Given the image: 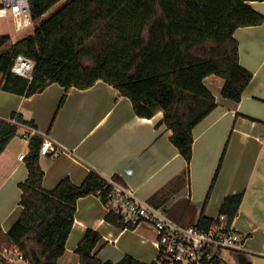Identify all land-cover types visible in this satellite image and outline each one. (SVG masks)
Returning a JSON list of instances; mask_svg holds the SVG:
<instances>
[{"label":"trees","instance_id":"16d2710c","mask_svg":"<svg viewBox=\"0 0 264 264\" xmlns=\"http://www.w3.org/2000/svg\"><path fill=\"white\" fill-rule=\"evenodd\" d=\"M63 0H30L35 21ZM264 0H67L33 33L11 43L0 36V89L33 96L57 83L66 91L85 90L99 80L128 97L137 115L152 118L163 112L173 131L171 141L191 162L194 128L217 107L204 80H224L222 96L236 102L253 79L240 62L235 32L264 23L252 2ZM35 62L33 78L13 73L16 57ZM66 100L63 96L60 107ZM12 121H15L12 122ZM0 120V155L18 133V125H34L21 114ZM44 139L30 138L25 157L29 176L20 184L23 211L13 228L4 233L0 224V251L16 246L29 264H59L75 223L80 198L97 195L106 201L110 187L91 171L77 185L64 178L53 190L43 187L40 164ZM115 179V178H114ZM116 180V179H115ZM244 193L227 196L220 208L227 227L237 217ZM107 221L125 228L116 214ZM199 226L218 230L220 221L200 218ZM101 234L88 229L76 253L79 264H146L126 255L121 261H103L95 253ZM0 264H6L0 257ZM153 264V263H152Z\"/></svg>","mask_w":264,"mask_h":264},{"label":"crops","instance_id":"0c3cea01","mask_svg":"<svg viewBox=\"0 0 264 264\" xmlns=\"http://www.w3.org/2000/svg\"><path fill=\"white\" fill-rule=\"evenodd\" d=\"M251 5L264 15V2ZM240 62L253 79L236 102L222 96L224 80L216 75L204 80L217 107L193 130L190 163L171 141L173 131L163 122V112L152 118L136 114L132 101L112 85L99 80L85 90L66 91L57 83L27 97L0 89V120L21 114L34 125L19 124L18 133L0 155V224L8 233L20 219L22 189L29 176L26 160L30 138L57 143L59 155H41L43 187L53 190L66 177L82 184L91 171L133 188L137 196L181 225L197 224L204 215L219 218L227 196L244 193L231 226L247 237L243 264H264V23L239 28ZM66 94L62 107L60 103ZM263 176V177H262ZM100 195L80 198L75 223L59 264H79L76 249L88 229L102 239L95 253L103 261L119 262L131 255L152 264L157 258V232L149 222L120 228L107 221ZM224 253V264H228ZM263 261V262H262ZM262 262V263H260ZM19 264H28L20 261Z\"/></svg>","mask_w":264,"mask_h":264},{"label":"built area","instance_id":"2783aa9c","mask_svg":"<svg viewBox=\"0 0 264 264\" xmlns=\"http://www.w3.org/2000/svg\"><path fill=\"white\" fill-rule=\"evenodd\" d=\"M0 19L12 20L19 35L36 24L30 0H0ZM34 67L35 62L31 58L18 55L12 71L31 80ZM61 152L62 148L57 143L46 140L40 154L59 155ZM25 157L21 155L20 159ZM105 179L110 187L107 199L103 201L108 214L118 215L125 228H134L143 222L154 226L158 238L155 241L157 258L153 264H224L225 252L244 250L247 237L233 226L227 227L226 216H219L218 230L206 229L198 223L184 226L173 221L164 209L140 199L130 186L114 178ZM102 193L103 190L98 195ZM0 257L6 264L27 262L16 246H4Z\"/></svg>","mask_w":264,"mask_h":264},{"label":"rangeland","instance_id":"374dc122","mask_svg":"<svg viewBox=\"0 0 264 264\" xmlns=\"http://www.w3.org/2000/svg\"><path fill=\"white\" fill-rule=\"evenodd\" d=\"M67 0L61 1L59 4L54 6L51 10H49L43 17H41L39 20L36 21V24L33 28L25 31L22 34H17L14 28V23L12 20H6V19H0V36H6L9 35L11 37V43H14L20 39H22L25 36H28L33 33L36 26H38L43 20L49 18L52 14H54L56 11H58L66 2ZM260 168L261 171L264 174V150L261 155V161H260ZM263 177V176H262ZM248 253H245L243 251H232V255L229 257L227 256L228 264H243L245 257H247ZM263 262V261H262ZM260 262V263H262Z\"/></svg>","mask_w":264,"mask_h":264}]
</instances>
